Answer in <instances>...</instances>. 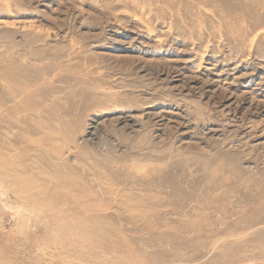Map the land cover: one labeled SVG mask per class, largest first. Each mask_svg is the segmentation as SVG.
<instances>
[{"label": "rangeland", "instance_id": "374dc122", "mask_svg": "<svg viewBox=\"0 0 264 264\" xmlns=\"http://www.w3.org/2000/svg\"><path fill=\"white\" fill-rule=\"evenodd\" d=\"M0 166V264H264V0H0Z\"/></svg>", "mask_w": 264, "mask_h": 264}, {"label": "bare ground", "instance_id": "6f19581e", "mask_svg": "<svg viewBox=\"0 0 264 264\" xmlns=\"http://www.w3.org/2000/svg\"><path fill=\"white\" fill-rule=\"evenodd\" d=\"M1 167V166H0ZM6 168H8L9 171H11L13 169L12 164H7ZM5 170V169H4ZM1 172V171H0ZM3 173V172H2ZM13 173V172H12ZM15 173V172H14ZM18 173V172H17ZM1 175V174H0ZM27 175V174H26ZM2 176V175H1ZM10 176V175H9ZM33 179V178H32ZM33 181H35V179H33ZM2 183V182H1ZM15 186L17 188V194L20 193H24L25 191L27 192L28 189L31 191V189L33 188H39V184L36 185L35 182H29V184H26V181L24 180H19V178L17 177V181L15 182ZM32 186V188L30 187ZM35 190V189H34ZM29 193V192H28ZM6 194V193H5ZM2 196V195H1ZM4 196V195H3ZM65 201V200H64ZM75 202V201H74ZM57 204H59L60 202H56ZM55 203V204H56ZM54 203H48V205H53Z\"/></svg>", "mask_w": 264, "mask_h": 264}]
</instances>
